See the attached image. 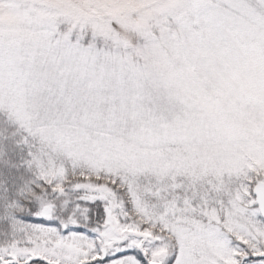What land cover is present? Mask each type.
<instances>
[{"label":"snow or ice","instance_id":"6c2138e0","mask_svg":"<svg viewBox=\"0 0 264 264\" xmlns=\"http://www.w3.org/2000/svg\"><path fill=\"white\" fill-rule=\"evenodd\" d=\"M0 264H264V0H0Z\"/></svg>","mask_w":264,"mask_h":264}]
</instances>
